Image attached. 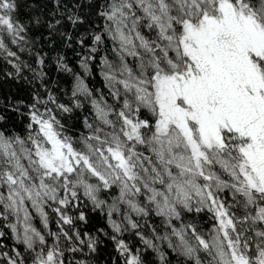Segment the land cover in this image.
Listing matches in <instances>:
<instances>
[{
    "label": "snow or ice",
    "instance_id": "6c2138e0",
    "mask_svg": "<svg viewBox=\"0 0 264 264\" xmlns=\"http://www.w3.org/2000/svg\"><path fill=\"white\" fill-rule=\"evenodd\" d=\"M8 82L0 264H264V0H0Z\"/></svg>",
    "mask_w": 264,
    "mask_h": 264
},
{
    "label": "trees",
    "instance_id": "16d2710c",
    "mask_svg": "<svg viewBox=\"0 0 264 264\" xmlns=\"http://www.w3.org/2000/svg\"><path fill=\"white\" fill-rule=\"evenodd\" d=\"M48 7L50 8L51 5L49 4ZM27 13V9H23L21 12V15L23 16L24 14ZM68 58L69 60H73L74 57L72 56L71 52H68ZM102 80L100 79L98 74H94L92 77L89 78V85L92 88H99L102 86ZM69 85L67 83L63 84L62 87L67 88ZM106 92V90H105ZM16 94V88L15 86L11 83H0V96L3 95H7V94ZM20 96H24L25 94L23 92H21L19 94ZM58 95L61 97L62 100H64L65 102L67 101V98L63 96L62 93H58ZM69 125H71L73 123V121H68ZM196 221L198 223V225L203 228V229H208L211 225V221H209L207 219L206 216L203 217V219L201 217H196ZM37 226H39V222L36 221ZM150 223L156 225L159 224L160 221L158 218L156 217H152L150 218ZM53 230H55V223L54 221L51 224ZM149 234H150V230H149ZM8 243L10 244L11 242L8 241ZM129 246L132 247L133 249H135L136 247H140L139 245V241L136 240L135 237H131L128 240ZM5 250H8L7 248ZM117 259V254L114 252L113 246L111 244V242H108L106 245L102 246V250L97 254L96 256V264H114V261ZM173 259H175L173 257ZM155 260L154 256H149L148 257V261L149 264H152V261Z\"/></svg>",
    "mask_w": 264,
    "mask_h": 264
}]
</instances>
